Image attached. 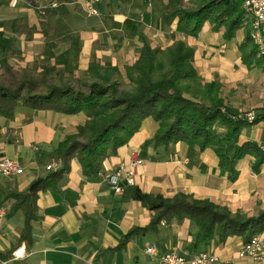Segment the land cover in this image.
<instances>
[{
  "label": "crops",
  "instance_id": "crops-1",
  "mask_svg": "<svg viewBox=\"0 0 264 264\" xmlns=\"http://www.w3.org/2000/svg\"><path fill=\"white\" fill-rule=\"evenodd\" d=\"M34 1L35 7L27 0H0V60L32 68L43 59L46 29L49 35L58 32L66 37L49 60L57 70L81 77L91 63H110L124 75V66L136 61L144 43L164 49L182 40L194 49L193 64L203 81L219 82L225 105L255 112L258 120L242 129L240 142L264 144V70L245 65L239 49L248 32L246 13L242 27L226 39V27L213 29L209 21L196 36L179 32L178 18L168 15L169 0H99L96 14H88L84 0ZM182 1L187 7L195 0ZM86 120L83 112L64 114L23 106L16 108L12 120L0 117V161L17 159L24 168L22 174L0 176V205L6 208L0 225V264H156L161 254L172 250L187 258L209 250L246 263L236 257L243 245L241 237L229 236L215 244L213 238L199 237L189 219L161 223L156 232H139L123 241L132 227L148 225L152 215L130 196L127 190L132 185L164 197L192 194L249 216L264 209V164L254 172V158L246 155L236 163L237 177L229 180L211 148L195 147L189 154L183 141L168 148L155 145L157 123L150 117L126 144L108 152L97 175H83L80 163L72 158L58 188L38 192L36 218L30 221L27 239L21 240L25 215L21 209L9 213L14 203L10 195L45 176L50 171L47 165L59 168L55 149ZM133 155L141 161L134 183L121 181L123 191L114 192L106 176ZM182 238V244L194 239L193 249L178 250ZM147 248L154 249L152 254ZM17 249L22 256L13 255ZM255 264H264V259Z\"/></svg>",
  "mask_w": 264,
  "mask_h": 264
},
{
  "label": "trees",
  "instance_id": "trees-1",
  "mask_svg": "<svg viewBox=\"0 0 264 264\" xmlns=\"http://www.w3.org/2000/svg\"><path fill=\"white\" fill-rule=\"evenodd\" d=\"M193 3L184 7L182 0H169L168 15L178 18L179 32L196 36L203 23L209 21L213 29L224 25V37L230 39L243 25V0H195ZM43 30V62L48 63L53 49L66 37L58 32L49 35ZM239 49L245 65L264 70V58L256 56L248 32ZM193 56L194 49L182 40L164 49H152L144 43L136 61L124 66V75L110 63H91L82 80L71 72L64 75L54 66H44L41 70L24 68L23 77L19 79L7 59L0 60L4 69L1 74L4 79L0 82V117L12 120L19 106L64 114L83 112L87 116L84 124L55 149L61 166L34 179L23 192L10 195L14 203L9 213L21 209L25 215L21 240L27 239L30 221L36 218L38 192L57 189L60 179L69 171L72 158L80 163L83 175H97L108 152H115L126 144L148 117L157 123L153 135L157 146L168 148L170 144L183 141L188 145L189 154L195 147L200 151L211 148L221 172L226 173L229 180L237 177L236 163L246 155L254 158L253 171H259L264 164V151L256 142L239 140L242 129L258 118L253 121L233 118L239 112L225 105L219 94V82L203 81L193 64ZM53 72L55 76L51 77ZM70 80L82 81L80 88L70 84ZM87 80L92 82L88 84ZM122 87L125 90L119 92ZM127 191L152 215L148 225L132 227L123 241L139 232H156L161 223L171 224L173 220L183 219L197 226L199 237L213 238L215 244L233 235L246 243L253 235L264 231V209L249 216L183 192L164 197L143 192L134 185Z\"/></svg>",
  "mask_w": 264,
  "mask_h": 264
},
{
  "label": "built area",
  "instance_id": "built-area-1",
  "mask_svg": "<svg viewBox=\"0 0 264 264\" xmlns=\"http://www.w3.org/2000/svg\"><path fill=\"white\" fill-rule=\"evenodd\" d=\"M98 1L84 0L88 14L97 13L94 5ZM242 8L249 18L248 34L256 49V56L264 58V0H243ZM232 117L253 121L256 118V114L253 111L239 112ZM259 148L264 151V144L259 145ZM140 162V159L136 155H133L128 161H121L115 170L106 176L114 192L120 193L123 191L121 181H124L126 185L134 183V176ZM56 168L57 166L55 165L46 166L47 170ZM23 171L24 168L17 159L4 158L0 161V176L11 177L22 174ZM5 215L6 208L0 205V225ZM146 251L152 254L154 249L147 248ZM13 255L15 257L22 256V250H15ZM236 257L246 263H238L233 259L221 258L209 250L199 251L190 258L172 250L161 254L156 264H255L264 259V237L261 234L253 235L248 242L243 243Z\"/></svg>",
  "mask_w": 264,
  "mask_h": 264
},
{
  "label": "rangeland",
  "instance_id": "rangeland-1",
  "mask_svg": "<svg viewBox=\"0 0 264 264\" xmlns=\"http://www.w3.org/2000/svg\"><path fill=\"white\" fill-rule=\"evenodd\" d=\"M29 3H30V5H32L33 7H35L36 6V4H35V1L34 0H27ZM9 63V62H8ZM9 65L11 66V68H12V70H14V72H15V74H17V78H22L23 77V74H22V70L24 69V68H29V67H22V66H20L18 63L16 64V63H9ZM44 66H51V65H49V62L48 63H44L43 62V59H40V60H36L35 61V63H34V65L32 66V68H29V69H33L34 67H36L38 70H41ZM57 69V68H56ZM4 71V69L1 67V64H0V82L4 79L3 77H1V74H2V72ZM22 74V75H21ZM64 75H66V73H64ZM51 77H53V76H55V72H53V73H51V75H50ZM80 80H82L83 78H84V76H81V77H78ZM70 82V84H72V85H74L75 87H79L80 85H81V82L82 81H80V82H78V81H76V80H70L69 81ZM88 84H90L91 82H92V80H87L86 81ZM123 82L124 83H126L127 81L124 79L123 80ZM80 88V87H79ZM85 89V88H84ZM125 89H123V87L122 88H120V91L119 92H122V91H124ZM196 226V225H195ZM199 231V230H198ZM182 234H183V232H182ZM194 233H192V235H193ZM191 235V234H190ZM180 247H178L177 249L178 250H181V249H187V248H190V249H193V247H194V239H192V241H190V242H188V241H186L184 244H182V242H184V239L182 238V239H180ZM154 245V244H153Z\"/></svg>",
  "mask_w": 264,
  "mask_h": 264
}]
</instances>
